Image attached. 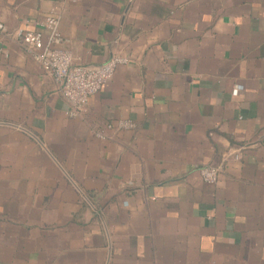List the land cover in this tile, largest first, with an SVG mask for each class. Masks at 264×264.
I'll return each instance as SVG.
<instances>
[{"label": "crops", "instance_id": "crops-1", "mask_svg": "<svg viewBox=\"0 0 264 264\" xmlns=\"http://www.w3.org/2000/svg\"><path fill=\"white\" fill-rule=\"evenodd\" d=\"M51 12L128 63L72 119L0 34V264H264V0H0L8 32Z\"/></svg>", "mask_w": 264, "mask_h": 264}, {"label": "built area", "instance_id": "built-area-1", "mask_svg": "<svg viewBox=\"0 0 264 264\" xmlns=\"http://www.w3.org/2000/svg\"><path fill=\"white\" fill-rule=\"evenodd\" d=\"M59 23V15L51 12L41 20L25 21L21 27L12 32H8L0 24V34L18 43L42 72L53 80L55 93L67 103L65 115L75 119L85 110L88 99L97 94L102 86L112 79L115 69L126 65L128 59L121 55H113L99 65L78 64L72 52L65 47L66 41L59 31ZM240 90L241 87H236L233 94H237ZM107 128L113 127L109 125ZM115 128L129 131L134 129V124L121 120ZM93 135L98 139L107 138L101 131L94 130ZM197 171L202 182L208 185L216 184L218 168L203 166Z\"/></svg>", "mask_w": 264, "mask_h": 264}]
</instances>
